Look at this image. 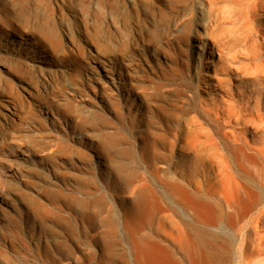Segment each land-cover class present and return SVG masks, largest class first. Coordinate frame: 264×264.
<instances>
[{
    "label": "rangeland",
    "instance_id": "rangeland-1",
    "mask_svg": "<svg viewBox=\"0 0 264 264\" xmlns=\"http://www.w3.org/2000/svg\"><path fill=\"white\" fill-rule=\"evenodd\" d=\"M201 3L0 0V264H208L184 132L242 74Z\"/></svg>",
    "mask_w": 264,
    "mask_h": 264
},
{
    "label": "bare ground",
    "instance_id": "bare-ground-1",
    "mask_svg": "<svg viewBox=\"0 0 264 264\" xmlns=\"http://www.w3.org/2000/svg\"><path fill=\"white\" fill-rule=\"evenodd\" d=\"M203 1L210 29L219 30L214 47L227 67L242 74L240 98L210 109L216 126L212 134L202 140L193 129L184 132L195 157L191 181L208 200L206 258L208 264H264V0H223L229 11L221 18L210 16L215 0ZM242 59L247 63L236 67ZM187 167L180 162L181 170ZM200 172L210 184L222 181L223 190L195 179ZM195 249L200 261L199 242Z\"/></svg>",
    "mask_w": 264,
    "mask_h": 264
}]
</instances>
